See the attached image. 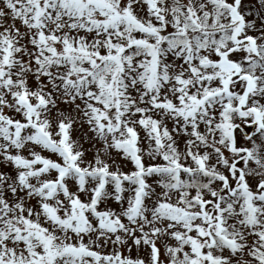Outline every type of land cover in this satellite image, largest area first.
Wrapping results in <instances>:
<instances>
[{"label":"snow or ice","instance_id":"snow-or-ice-1","mask_svg":"<svg viewBox=\"0 0 264 264\" xmlns=\"http://www.w3.org/2000/svg\"><path fill=\"white\" fill-rule=\"evenodd\" d=\"M0 264H264V0H0Z\"/></svg>","mask_w":264,"mask_h":264}]
</instances>
